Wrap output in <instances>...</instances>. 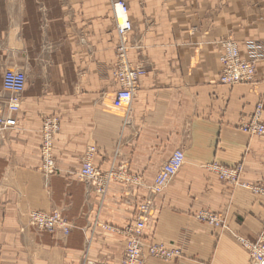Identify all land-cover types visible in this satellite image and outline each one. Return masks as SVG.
I'll return each instance as SVG.
<instances>
[{"label":"crops","instance_id":"obj_1","mask_svg":"<svg viewBox=\"0 0 264 264\" xmlns=\"http://www.w3.org/2000/svg\"><path fill=\"white\" fill-rule=\"evenodd\" d=\"M118 1L133 25L129 59L146 73L130 109L114 106ZM225 39L243 59L249 43L264 44V0H0V102L6 71L27 77L18 127L0 138V264H121L122 231L176 150L185 164L152 197L144 238L183 255H147L145 264H249L240 239H258L264 197L220 181L207 166L242 164L241 183L264 186V137L242 131L264 102V62L256 84L221 85ZM53 117L61 121L57 171L46 176L41 129ZM90 147L102 173L122 168L135 182L111 183L102 199L80 178ZM32 211H59L69 234L34 229ZM205 212L225 227L200 221Z\"/></svg>","mask_w":264,"mask_h":264},{"label":"built area","instance_id":"obj_2","mask_svg":"<svg viewBox=\"0 0 264 264\" xmlns=\"http://www.w3.org/2000/svg\"><path fill=\"white\" fill-rule=\"evenodd\" d=\"M114 11L120 9L125 15L124 22H120L116 15V30L119 37L118 57H119V83L120 88L116 92L114 106L116 108L130 109L133 100L139 90L140 79L146 74L145 70L139 66H132L128 60L129 35L132 33L133 25L128 17L129 8L123 1L113 3ZM221 62L223 64L222 82L229 86L239 84H250L255 80V71L257 62L261 60V52H264V44L249 43L248 59H243L240 48L232 39L225 41L223 46ZM252 57H255V61ZM257 60V61H256ZM118 76V74H117ZM27 77L21 71H6L3 76V89L10 94L5 107L0 105V138L6 133L18 127L17 115L21 109V98L26 90ZM1 104V103H0ZM264 106L259 103L253 120L250 123L242 125V131L254 136H264V123L261 121ZM42 127V166L41 170L46 176L53 175L57 171L56 161L53 156V150L56 137L61 132L60 120L56 117L48 118L43 121ZM97 148L90 147L87 150V157L83 162L80 172L81 179L89 182L95 189L96 193L104 199L109 186L113 182H122L132 184L135 179L122 168L119 170L112 169L102 173L94 165V156ZM185 164V155L183 151L176 150L170 159L163 165L156 176L154 184L149 187L151 198H148L139 206V216L136 222L126 227L122 234L126 237V250L121 264H144L147 255L154 258L171 261L182 257V249L178 246L167 247L156 244L154 241H148L144 238V232L148 219L152 217L153 199L165 190L171 181L178 175ZM207 169L214 173L220 181L239 185L243 173V165L238 164L234 167H224L219 164H211ZM244 188L251 190L254 194L264 197V186H248ZM29 225L38 231L62 230L66 235L70 232V225L59 211L44 213L32 211L28 216ZM199 219L219 226L220 219L215 214L205 212L199 215ZM242 245L250 254L249 264H264V230L256 243L240 239ZM82 264H105L89 259L83 260Z\"/></svg>","mask_w":264,"mask_h":264},{"label":"rangeland","instance_id":"obj_3","mask_svg":"<svg viewBox=\"0 0 264 264\" xmlns=\"http://www.w3.org/2000/svg\"><path fill=\"white\" fill-rule=\"evenodd\" d=\"M131 36V35H130ZM130 36H129V42H128V46H129V51H128V60H129V62H130V64L132 65V66H135L134 64H132L131 63V61H130V59H129V53H130V50H131V48H132V46H131V41H130ZM228 40H230V39H225V40H223V41H221L220 42V45H221V47L223 46V44H224V42L225 41H228ZM235 42V41H234ZM118 45H119V43H118ZM247 49H248V46H247ZM222 50H223V48H222ZM224 52V51H223ZM241 52V51H240ZM248 54H249V51H248ZM222 57V56H221ZM253 58V60L255 61V57H252ZM257 61V60H256ZM260 62H264V57L263 56H261V60L260 61H258L257 62V64L258 63H260ZM222 63V62H221ZM257 66V65H256ZM222 67H223V64H222ZM120 69H121V67H119V57H118V46H117V53H116V63H115V65H114V72H113V74H114V79H115V81L118 83V85H119V88H120V83H119V80H118V78H119V73H120ZM117 74H118V76H117ZM256 75H257V69H256V71H255V77H256ZM4 76V75H3ZM223 68H222V71H221V73H220V76H219V83L221 84V85H226V84H224L223 82H222V79H223ZM254 83L256 84V82H255V80L252 82V83H250L251 85H254ZM226 86H229V85H226ZM231 87H233L232 85H231ZM3 91H4V89H3ZM26 91V90H25ZM5 92V91H4ZM117 92V91H116ZM25 93V92H24ZM8 94V96H7V98H5V100L4 101H2V102H0L1 104V106H3V107H5V105H6V103H7V101H8V98L10 97V94L9 93H7ZM115 96H116V93H115ZM260 103H262L263 104V106H264V102L263 101H261ZM21 107H22V98H21ZM20 111H21V109H20ZM20 113V112H19ZM18 113V114H19ZM48 119V118H47ZM44 121V120H43ZM261 121L264 123V120L263 119H261ZM44 123V122H43ZM43 123H42V127H43ZM60 127H61V121H60ZM41 133H42V129H41ZM254 136H258V135H254ZM260 137H264V136H260ZM85 158L87 157V152H86V154H85V156H84ZM83 166V165H82ZM163 167V166H162ZM161 167V168H162ZM161 168H160V170H161ZM82 169V168H81ZM112 169H115V168H112ZM111 169V170H112ZM115 170H117V169H115ZM119 170V169H118ZM159 170V171H160ZM159 171H158V173H159ZM81 172V171H80ZM157 173V174H158ZM212 174H214V173H212ZM215 175V174H214ZM241 177H242V175H241ZM81 178V177H80ZM83 180V179H82ZM229 184V183H228ZM229 185H232V186H234V187H243V185H245V184H243V183H241V178H240V181H239V185H236V184H229ZM244 188V187H243ZM96 192V191H95ZM262 197V196H261ZM210 213V212H209ZM29 216V215H28ZM216 217L218 218V219H220V225L219 226H216L215 225V227L216 228H224L225 227V223H224V220L222 219V217H220L219 215H216ZM198 219H199V216L197 217ZM149 220V219H148ZM200 220V219H199ZM200 221H202V220H200ZM202 222H204V221H202ZM206 223V222H205ZM264 230V228L262 229V231ZM262 231L260 232V234H259V236H258V239L256 240V241H254L253 243H256L258 240H259V238H260V235H261V233H262ZM249 242H252V241H249ZM242 244V243H241ZM161 245H164V244H161ZM244 247V246H243ZM244 249L248 252V250L244 247ZM126 250V249H125ZM248 254H249V252H248ZM249 257H250V254H249ZM249 263H250V260H249ZM145 264V263H144Z\"/></svg>","mask_w":264,"mask_h":264},{"label":"bare ground","instance_id":"obj_4","mask_svg":"<svg viewBox=\"0 0 264 264\" xmlns=\"http://www.w3.org/2000/svg\"><path fill=\"white\" fill-rule=\"evenodd\" d=\"M116 15L118 16L119 18V21L120 22H124L125 20V15H123V13L120 11V9H117V11H115ZM128 17H129V14H128ZM254 43V42H253ZM55 158V157H54ZM112 169V168H111ZM136 180V179H135ZM115 183V182H114ZM154 184V183H153ZM99 262V261H98Z\"/></svg>","mask_w":264,"mask_h":264}]
</instances>
